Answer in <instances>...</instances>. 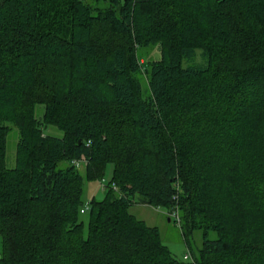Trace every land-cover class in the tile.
<instances>
[{"label": "trees", "instance_id": "1", "mask_svg": "<svg viewBox=\"0 0 264 264\" xmlns=\"http://www.w3.org/2000/svg\"><path fill=\"white\" fill-rule=\"evenodd\" d=\"M0 264H264V0H0Z\"/></svg>", "mask_w": 264, "mask_h": 264}, {"label": "rangeland", "instance_id": "2", "mask_svg": "<svg viewBox=\"0 0 264 264\" xmlns=\"http://www.w3.org/2000/svg\"><path fill=\"white\" fill-rule=\"evenodd\" d=\"M199 53L201 50L198 51ZM149 55L152 57H159L160 52L158 47H152L149 49ZM198 60L201 59L200 54L197 57ZM147 77V75L145 76ZM44 110V105L42 103L37 105L38 115H42ZM49 133L55 135H63L64 130L57 125H50L47 128ZM18 128L13 126L8 134L7 140V163L9 166H14L16 164V149L18 142ZM82 172L85 171V165L80 166ZM113 164L109 163L107 166L105 177L108 179L112 174ZM105 195V189L103 188L100 180H85L83 197L87 201L92 196L101 198ZM131 211L134 212L138 217L144 219L146 222L152 225H157L163 241L170 247V249L180 258L184 259L185 254L188 252L192 254V248L197 251L198 247L202 245L203 241V231L197 229L192 234L191 245L187 243L184 238L181 227L178 223L171 218L168 211L164 207L153 206L145 203L135 202L131 206ZM83 217L87 220L88 211L82 213ZM192 247V248H190Z\"/></svg>", "mask_w": 264, "mask_h": 264}, {"label": "built area", "instance_id": "3", "mask_svg": "<svg viewBox=\"0 0 264 264\" xmlns=\"http://www.w3.org/2000/svg\"><path fill=\"white\" fill-rule=\"evenodd\" d=\"M75 162H76V163H79V162H80V159H76ZM105 181H106L105 179H103V180L100 181L104 189H105V187H106V182H105ZM114 187L117 188L116 185H114ZM170 215H171L172 217L176 218V220H177L178 222L180 221V213H179V209H178V207H174V208H172V210L170 211ZM188 255H189V253H186V254H185V257H187Z\"/></svg>", "mask_w": 264, "mask_h": 264}, {"label": "crops", "instance_id": "4", "mask_svg": "<svg viewBox=\"0 0 264 264\" xmlns=\"http://www.w3.org/2000/svg\"><path fill=\"white\" fill-rule=\"evenodd\" d=\"M138 203H141V202H138ZM145 204H148V203H145Z\"/></svg>", "mask_w": 264, "mask_h": 264}]
</instances>
